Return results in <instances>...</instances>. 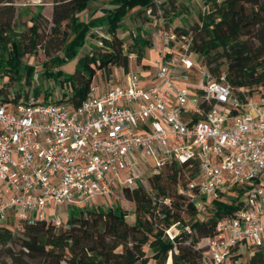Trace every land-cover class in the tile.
<instances>
[{
    "label": "built area",
    "instance_id": "built-area-1",
    "mask_svg": "<svg viewBox=\"0 0 264 264\" xmlns=\"http://www.w3.org/2000/svg\"><path fill=\"white\" fill-rule=\"evenodd\" d=\"M150 42L154 59L105 87L93 83L78 107L0 102V223L67 226L60 211L98 200L109 208L166 163L196 160L198 176L181 193L197 211L246 194L202 239L203 262L246 264L245 251L264 245V101L250 98L242 111L224 75L207 73L174 33L153 32ZM189 74L203 86H182ZM164 232L172 240L178 225Z\"/></svg>",
    "mask_w": 264,
    "mask_h": 264
},
{
    "label": "trees",
    "instance_id": "trees-1",
    "mask_svg": "<svg viewBox=\"0 0 264 264\" xmlns=\"http://www.w3.org/2000/svg\"><path fill=\"white\" fill-rule=\"evenodd\" d=\"M98 1L54 0L45 34L40 30L44 21L40 7L33 13L22 12L14 8L12 0H0V102L39 100L43 94L39 101L78 107L99 73L106 80H111L113 68L126 73L130 55L142 65L145 51L151 47L150 36L159 30L186 40L199 65L212 77L223 74L242 111L250 98L264 101V0H200L203 10L187 29L173 26L185 11L180 0H110L105 16L82 20L79 14L94 10ZM131 11L142 22L135 34L121 38L119 23ZM23 14L29 15L28 25L20 22ZM92 35L97 44L80 55ZM51 44L58 54L51 55ZM39 52L48 60L43 71L52 80L51 90L28 88L34 70L24 59ZM75 58L74 72L63 73L60 67ZM14 82L18 90L13 92ZM56 88L60 98L51 97ZM197 176L196 160L166 163L158 173L147 176L145 186L123 188L121 196L133 206L131 222L117 204L73 210L67 226L45 221L22 224L17 234L9 220L0 223V247L11 264H147L149 259L154 264H167L168 260L171 264H204L207 248L199 249L197 244L214 237L216 222L238 208L243 190H238L232 203L214 200L207 209L197 211L181 193ZM211 206L212 213L201 219L200 213ZM174 224L179 233L169 240L164 231ZM244 261L264 264V245Z\"/></svg>",
    "mask_w": 264,
    "mask_h": 264
},
{
    "label": "rangeland",
    "instance_id": "rangeland-1",
    "mask_svg": "<svg viewBox=\"0 0 264 264\" xmlns=\"http://www.w3.org/2000/svg\"><path fill=\"white\" fill-rule=\"evenodd\" d=\"M180 3L183 6V8H185V11L182 12V14L177 19L174 20L173 26L187 29L188 27H190L191 25H193L197 21V14L200 10H203V5H202L200 0H180ZM53 4H54V0H39V2H38V0H12V5L14 6V8L16 10H19L22 12L26 9L30 13H33L36 10V8H38V7H40L42 9L41 15L44 18V21H42V23H41L43 27L40 30H41V32H44L45 34H47V32H48L49 21L51 20V13H52ZM110 6H111L110 0H99L96 3V7L94 8V10L89 11V13H86V11H83L79 14V16L82 20H92V19H96V18H101V16L106 15L108 9H110ZM84 13L87 14L88 17L83 15ZM28 18H29L28 14H23L22 17L20 18V22H25L28 25V23H27ZM46 20L48 22L47 24H45ZM141 22L142 21L139 20V18H136L133 16V11H131L128 14V16H126L119 23L120 27L117 30V34L121 38H127L129 35L136 33V29L141 24ZM46 25H47V27H45ZM92 32H94V34H96L95 30H93ZM88 41H89V43L81 50L80 55H83L89 51V49H90L89 45H96L97 44V40L93 37V35H92V37L88 38ZM50 53H51V55L58 54L55 47H54V44L50 45ZM154 58H155L154 53L147 51V50L145 51V56L143 57L144 61H149V60H152ZM76 61H77L76 58L67 61L64 65H62L60 67V70L63 73L72 74L74 72V69H75ZM24 62L27 64H32L33 70H34L33 75L36 73V80L32 77L28 88L38 86L39 88H42V90H44V89L51 90L53 87L52 80L47 75H44V71H43V68H44L43 63L48 64V60L46 59L44 54L42 52H39L34 57H31V58L26 57L24 59ZM139 68H140V66L136 64L135 57L130 55L129 56L128 73L138 71ZM112 72H113V76H112L111 80H106L101 75V73H99V75H97L95 80H94L95 84L97 83L100 87L101 86L105 87L108 82L114 83V80H115L117 74L119 77L122 74L121 70H119V69L113 68ZM127 75L128 74H126V76ZM99 77H100L101 83H99ZM197 79L199 80L197 87L198 88L202 87L203 86L202 78L198 77V76H193V74L186 75V79H185L186 81L182 82L181 85L184 87H187L189 89H193L196 87L195 80H197ZM4 82H6V81L4 80ZM21 82H25V79H21ZM0 84H1V82H0ZM10 89H11V91L14 92V91L18 90V85L14 82L11 85ZM57 90H58L57 88L54 90V92L51 96L52 98H60L61 97V95L58 93ZM42 98H43V94L40 95L39 100H42ZM142 171L145 174H147V171H145L144 167H142ZM235 189H238V187L233 188V190H235ZM233 195H234V193H233ZM245 199H246V194H242L240 197V200L243 201ZM110 202L112 205L117 204V205L121 206L124 210H126V213H127L126 220L128 222H131L133 220V216L131 215L133 212V206H132V204L125 201L124 198L121 196V194H116V197L111 199ZM221 202L229 204L231 201L228 198H223V200H221ZM96 204L99 206V204H101V201L98 200ZM88 208H92V205H90V207H88ZM212 210H213V207L211 206V209L207 210L206 212L200 213V218L201 219H207L209 214L212 213ZM70 212L71 211H69V213ZM69 213H68V215L60 213L59 216L63 221H65L67 216H69ZM18 230L19 229L15 230L14 234H17ZM196 247L199 249H204L205 248V241L200 240V242L197 244ZM12 249L17 250L18 248L13 246ZM146 255L149 258L151 256V252L148 249H146ZM244 256L245 257L249 256V252L245 251ZM0 261L6 262V264H11V261L6 257V254L4 253V251L1 247H0ZM147 264H154V262L151 259H149Z\"/></svg>",
    "mask_w": 264,
    "mask_h": 264
},
{
    "label": "crops",
    "instance_id": "crops-1",
    "mask_svg": "<svg viewBox=\"0 0 264 264\" xmlns=\"http://www.w3.org/2000/svg\"><path fill=\"white\" fill-rule=\"evenodd\" d=\"M86 13H89V12H86ZM83 15H85V16H87V14H83ZM89 15V14H88ZM88 17V16H87ZM97 203V201H95L93 204H91L92 205V207H98V205L96 204ZM99 206H101V204H99ZM60 213H63V214H65L66 215V212L63 210V212H61L60 211ZM66 221L68 222L69 221V219H68V217L66 218Z\"/></svg>",
    "mask_w": 264,
    "mask_h": 264
}]
</instances>
